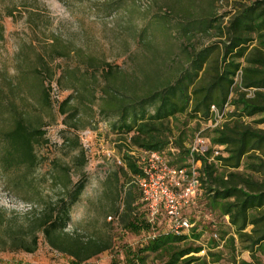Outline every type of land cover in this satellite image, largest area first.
Masks as SVG:
<instances>
[{
    "label": "trees",
    "instance_id": "trees-1",
    "mask_svg": "<svg viewBox=\"0 0 264 264\" xmlns=\"http://www.w3.org/2000/svg\"><path fill=\"white\" fill-rule=\"evenodd\" d=\"M154 1H163L161 9L148 15L137 33L140 48L129 51L125 47V69L83 56L78 49V67L83 69L59 75L60 83L70 87L75 97L70 95L59 102L58 112L73 125L78 105L89 106L100 99L98 115L123 142L125 170L135 176L140 169L135 158L127 154L131 147L159 151L171 165H183L186 162L177 155L188 160L184 126L193 120L208 123L213 119L211 106H215L222 120L208 134V151L195 157L201 160V195L210 211L227 216L233 229L229 243L233 247L237 243L248 252L250 261L240 264H264V0H232L233 5L223 12L217 5L219 0ZM3 31L0 26V37ZM58 42L52 55L68 57L72 46ZM36 58L18 62L17 70L30 81L37 102L51 108L46 86L51 70L43 56L37 54ZM46 73L48 77L43 76ZM10 106L11 114L0 130V164L6 172L15 166L24 168L16 176L7 175L10 188L32 189L27 173L37 163L35 146L45 134L40 114L43 108L39 106L30 116L14 104ZM214 146L222 149L212 157ZM79 165H83V158ZM71 170L68 165H53L51 183L59 187L58 192L54 199H44L42 210L30 219L32 223L25 229L30 239L12 238L15 246L34 252L40 233L52 249L79 263L111 248V241L91 238L83 242L79 235L65 233L71 207L86 184L81 170L76 180ZM134 186L124 194L125 227L150 230L152 225L147 220L136 221L134 208L141 193L138 189L136 195ZM198 192L191 197L193 204ZM160 219L159 223L164 222ZM165 226L141 252L164 255L163 264H212L220 259L221 254L213 251L220 245L219 238L211 237L208 246L197 245L201 234L198 227L188 235H175L167 222ZM201 251L204 255H197Z\"/></svg>",
    "mask_w": 264,
    "mask_h": 264
},
{
    "label": "rangeland",
    "instance_id": "rangeland-1",
    "mask_svg": "<svg viewBox=\"0 0 264 264\" xmlns=\"http://www.w3.org/2000/svg\"><path fill=\"white\" fill-rule=\"evenodd\" d=\"M161 2L0 0V26L4 30L0 37V130L5 125V117L11 114L10 104H14L18 110L30 116L39 106L43 108L40 114L44 117L45 133L43 140L35 146L37 163L27 173L32 189H25L24 186L10 188L7 175L16 176L24 168L15 166L6 172L0 164V264H163L164 255L141 250L152 235L165 230L164 218L160 219L164 222H157L150 230L136 231L133 227H125L123 199L125 190L134 186L133 176L126 172L124 165L116 162V158L123 159L126 148L110 130L109 123L99 117L100 99H95L89 106L78 105L79 113L71 121L73 125L67 123L64 115L58 112L59 102L70 95L75 97L70 87L60 83L59 75L63 72L78 73L83 69L78 67V49L83 56L91 55L125 69L128 50L125 47L128 46L129 51L140 48L136 35L148 15L161 9ZM233 3L232 0H219L217 5L223 12ZM56 40L61 45L67 42L72 46L68 57L52 55ZM37 54L46 59L47 67L51 70L52 77L46 80L51 108L37 102V95L30 90V81L17 70L18 62L35 61ZM43 76L48 77L47 73ZM16 82L19 86H15ZM97 95L100 93L97 92ZM212 128L209 122L190 121L186 128L184 126L187 133L185 147L196 134L207 137L210 142L208 134ZM87 131L89 134L84 135ZM171 141H174L173 137ZM85 143L89 146H85ZM1 148L0 143V153ZM107 151L112 153L111 157L107 156ZM81 157L82 166L79 165ZM177 157L186 162L185 155L179 154ZM56 163L70 166L74 180L80 170L86 179L79 200L71 207V220L65 233L71 237L79 235L83 242L91 238L111 241L109 250L81 263L52 249L40 233L37 234L38 244L34 252L21 250L12 239L19 236L28 241L30 235L25 229L31 225L30 219L42 210L44 199L55 198L59 187L51 183V172ZM133 192L139 195L135 186ZM201 194L202 190L198 192L194 204L185 211L193 227H198V232H201L196 244L208 246L209 239L216 234L220 245L213 251H218L221 256L212 264L250 261L248 252L237 243L234 247L229 243L233 229L227 216L210 211ZM134 214L137 222L147 220L141 200L135 205ZM22 230L25 233L22 234ZM197 255H204V251ZM140 257H144V260H139Z\"/></svg>",
    "mask_w": 264,
    "mask_h": 264
},
{
    "label": "built area",
    "instance_id": "built-area-1",
    "mask_svg": "<svg viewBox=\"0 0 264 264\" xmlns=\"http://www.w3.org/2000/svg\"><path fill=\"white\" fill-rule=\"evenodd\" d=\"M238 76V75H237ZM213 119L209 126L214 127L222 120V113L215 106H211ZM89 134V131L84 135ZM88 144L85 143V146ZM89 146V145H88ZM87 146V147H88ZM188 147V160L183 165H171L168 158L155 150H140L131 147L129 155L133 156L140 172L133 176L141 193V202L147 212V221L152 227L162 217L168 222L169 230L175 235H188L193 228V223L186 216L185 211L190 207L192 195L200 191L203 174L199 168L201 160L195 159L196 155H205L210 148L207 137L196 134ZM213 156L219 155L222 147L214 146ZM108 157L112 153L106 152ZM210 158L212 160L213 158ZM119 165H124L122 158H116ZM111 219V217H109ZM156 235H152L154 238ZM216 240V234L213 236Z\"/></svg>",
    "mask_w": 264,
    "mask_h": 264
}]
</instances>
